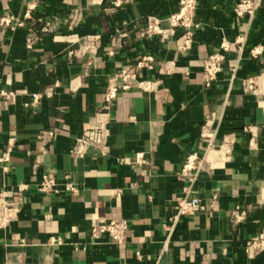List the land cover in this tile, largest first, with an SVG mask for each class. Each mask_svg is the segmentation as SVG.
Returning <instances> with one entry per match:
<instances>
[{
	"label": "crops",
	"instance_id": "crops-1",
	"mask_svg": "<svg viewBox=\"0 0 264 264\" xmlns=\"http://www.w3.org/2000/svg\"><path fill=\"white\" fill-rule=\"evenodd\" d=\"M237 1L198 0L181 50L182 27L120 35L146 15L166 27L181 0H0V19H12L0 30V88L13 94L0 97V155L9 152L0 207L18 204L0 224V264H264V0L243 16ZM222 43L207 87L204 61ZM145 55L152 68L138 78L155 88L106 103L109 78ZM94 125L107 130L103 153L72 156L76 135ZM42 174L59 193L37 189ZM178 198H198L200 209L174 217ZM109 219L128 221L123 243L95 232Z\"/></svg>",
	"mask_w": 264,
	"mask_h": 264
},
{
	"label": "built area",
	"instance_id": "built-area-1",
	"mask_svg": "<svg viewBox=\"0 0 264 264\" xmlns=\"http://www.w3.org/2000/svg\"><path fill=\"white\" fill-rule=\"evenodd\" d=\"M198 0H181L178 11L169 15L166 18L167 26H163V19H160L155 15H146L144 17H139L134 19L129 29L120 30L122 36H128L130 32L134 33V36L143 38L147 35L157 34L163 35L167 31L174 29L176 27H182L185 29L186 38L178 45L181 50L187 49L189 47L190 38L187 34L190 32V28L194 26V13L197 7ZM258 7V2L256 0H238L234 7L233 12L237 16L252 15L254 10ZM26 17H29L26 13ZM12 19L10 17H2L0 19V30L5 26L11 25ZM22 23L19 22L18 25ZM219 51L212 52L205 59L203 64V79L205 86H210L211 83L216 79L218 73L222 70L223 61L225 55L223 51L227 50V43H222ZM261 52L260 47H255L252 50L253 54H258ZM152 55H145L139 61L136 62L134 68L129 69L123 73H117L109 78L106 91L104 93V100L106 103H110L115 99L117 93L120 90H127L131 87H137L143 91H151L155 88L156 82L145 78H138V70L140 68L146 67L148 69L152 68ZM250 82L249 87H252ZM12 92L0 88L1 98H11ZM204 125L203 133H207L208 129ZM107 130L102 125H94L91 127H86L80 131L69 150V153L74 157H83L88 154L103 153V148L105 141L107 139ZM228 148L223 146V151L228 152ZM136 162L140 163L144 161L143 153L136 154ZM9 160V152L5 151L0 155V164H2V170L7 171L8 167L4 164ZM196 157L195 155H190L187 158V162L182 168V173L192 169L194 167ZM27 186L25 184L18 185V191H22ZM37 189L43 193H59L60 187L57 180L52 174H42L39 182L37 183ZM66 190L71 194L75 195L78 192V188L73 183H67ZM216 196L214 195L212 201L205 205V209L211 211L214 208ZM175 215L174 217L192 214L200 209V201L198 198H178L174 205ZM18 211V204L16 198L10 201H4L0 207V224L6 225L9 223L16 215ZM243 213L236 216L237 219H241ZM128 221L126 219H109L101 220L95 227V232L98 234L108 235L112 240L121 244L124 242L126 237V231L128 229ZM49 244H62V239L59 236L50 237ZM260 247V245H257Z\"/></svg>",
	"mask_w": 264,
	"mask_h": 264
}]
</instances>
